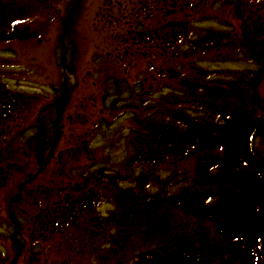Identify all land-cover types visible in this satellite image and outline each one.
Here are the masks:
<instances>
[{"label": "flooded vegetation", "instance_id": "flooded-vegetation-1", "mask_svg": "<svg viewBox=\"0 0 264 264\" xmlns=\"http://www.w3.org/2000/svg\"><path fill=\"white\" fill-rule=\"evenodd\" d=\"M79 2L61 0V20H18L6 13L24 0H0V264H264L241 224L255 206L237 205L242 151L261 158L264 51L260 67L204 72L201 83L195 65L184 76L158 54L79 48ZM15 30L35 37L3 41ZM162 198L190 217L178 248L143 238L149 221L163 225Z\"/></svg>", "mask_w": 264, "mask_h": 264}, {"label": "rangeland", "instance_id": "rangeland-1", "mask_svg": "<svg viewBox=\"0 0 264 264\" xmlns=\"http://www.w3.org/2000/svg\"><path fill=\"white\" fill-rule=\"evenodd\" d=\"M79 1L75 13L76 23L72 24L70 34L72 37L74 34L73 39L79 43V48L84 50L94 48L105 51L122 48L139 55L146 53L153 60L158 54L157 60L164 61L160 67L171 69L172 65L174 68L178 66L181 70L184 69L180 71L184 76L188 75L189 65H195L196 80L201 83L206 80L204 72L207 76L214 77L222 75L233 66L232 69L238 67L245 71L249 65L255 64L260 67L262 64L264 7L260 8L258 4L264 3V0ZM60 3L61 0L49 3H38L36 0L30 3L24 0V3L12 10L15 14L7 12L6 16L18 17V20H61L63 13L59 12ZM158 33L162 34V38ZM192 49L194 55L188 56ZM170 57L175 60H170ZM3 58L8 59L6 56ZM45 58L46 62L50 63V56ZM257 80L255 116L260 115L259 120L264 127V72ZM259 134L262 136L256 140L255 153H259L261 158L256 159V155L255 158L250 157L248 153L244 156L246 150L241 153L242 159L249 161L250 164L247 170H241L244 196L242 202H237V205L242 209H251L255 206V216L244 215L246 219L241 224L242 228L255 236V241L259 239L262 241L255 257L261 262L264 260V132L259 131ZM212 160H215V157H212ZM227 164L234 163L228 161ZM253 165L259 181L255 178V192H249L248 182L254 171ZM234 167L240 171L236 165ZM225 168L227 172L224 177L228 180L237 176L231 167ZM195 186L192 180L190 188ZM204 188L211 193L214 191L209 185ZM202 193L203 187L196 191V195ZM161 202L158 206L161 211L157 213L164 214L158 217L163 225L157 230L156 224L149 221L148 227L143 231V238L147 237L148 241L157 240L158 246L162 244L164 249L168 244L178 248L190 240L188 234L193 232L190 228L180 227L188 225L189 216L170 207L168 199L162 198ZM148 219L156 218L153 214L148 216ZM231 219L236 221L234 217ZM151 224L152 226H149Z\"/></svg>", "mask_w": 264, "mask_h": 264}, {"label": "water", "instance_id": "water-1", "mask_svg": "<svg viewBox=\"0 0 264 264\" xmlns=\"http://www.w3.org/2000/svg\"><path fill=\"white\" fill-rule=\"evenodd\" d=\"M24 33H26V31H15L13 34L9 35V37L6 39L7 40H13V39L17 38L19 40H24V39H28L30 37H35V35H25Z\"/></svg>", "mask_w": 264, "mask_h": 264}]
</instances>
